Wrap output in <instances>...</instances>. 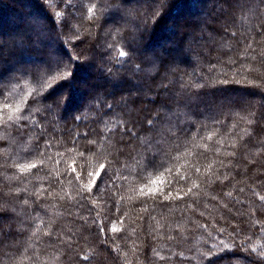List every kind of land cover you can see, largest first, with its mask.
I'll use <instances>...</instances> for the list:
<instances>
[{"label":"trees","instance_id":"1","mask_svg":"<svg viewBox=\"0 0 264 264\" xmlns=\"http://www.w3.org/2000/svg\"><path fill=\"white\" fill-rule=\"evenodd\" d=\"M155 2L0 0V264H264V0Z\"/></svg>","mask_w":264,"mask_h":264},{"label":"snow or ice","instance_id":"2","mask_svg":"<svg viewBox=\"0 0 264 264\" xmlns=\"http://www.w3.org/2000/svg\"><path fill=\"white\" fill-rule=\"evenodd\" d=\"M164 7H167L166 4V0H156V2L153 4V8H154V15L159 14L160 10ZM119 55L121 57H125L127 55V53L125 51H121L119 53ZM49 75H51L53 77V79H55L58 75L61 76L64 79H68L71 77V72L65 68L63 69V71H61V69L59 68V66L54 70L49 72ZM64 87H67V84L63 85ZM151 123V122H150ZM145 144H148L149 147H151V144L149 141H144ZM32 167H35V165H32ZM103 168V166H101ZM97 176H99V173H97ZM91 190V189H89ZM117 229L115 227L112 228V231H116Z\"/></svg>","mask_w":264,"mask_h":264}]
</instances>
